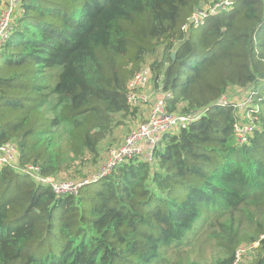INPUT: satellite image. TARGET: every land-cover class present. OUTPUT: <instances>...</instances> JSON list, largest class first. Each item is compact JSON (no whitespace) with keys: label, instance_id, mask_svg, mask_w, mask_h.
<instances>
[{"label":"trees","instance_id":"16d2710c","mask_svg":"<svg viewBox=\"0 0 264 264\" xmlns=\"http://www.w3.org/2000/svg\"><path fill=\"white\" fill-rule=\"evenodd\" d=\"M202 2L21 0L0 49V144L19 166L55 179L96 167L136 116L127 83L149 54L165 110L206 113L164 134L153 162H123L74 195L1 168L0 264H172L209 246L207 264H232L254 242L249 264H264V0H232L182 31ZM229 88L258 108L243 144L232 108L214 104Z\"/></svg>","mask_w":264,"mask_h":264},{"label":"built area","instance_id":"2783aa9c","mask_svg":"<svg viewBox=\"0 0 264 264\" xmlns=\"http://www.w3.org/2000/svg\"><path fill=\"white\" fill-rule=\"evenodd\" d=\"M20 3L21 0H5V5L0 12V49L10 37ZM232 3V0H210L206 7L196 8L192 12L182 24L181 30L186 32L190 28H198L204 25L209 16L216 14L221 9L230 8ZM151 75L150 66L144 65L127 83V104L130 108L150 104L147 116L142 122L132 127L119 144L106 150L105 160L99 161L96 169L93 170L94 172L87 171L84 177L72 180H60L52 176H43L36 165L28 164L22 167L18 165L16 147L10 142L0 144V169L10 166L27 173L36 182L50 186L52 191L60 196L77 194L81 187L108 175L123 162L134 159L148 163L153 162L154 153L164 134L187 128L191 123L205 115L206 111L202 108L189 114L167 112L165 110V99L170 94L162 91L161 83L158 82L156 85L159 93L158 98L152 96V91L146 90ZM229 89L216 99L214 104L232 108L234 138L238 144H243L254 133L258 121V108L254 103V93L251 90L236 88L239 90V94L235 95L231 94ZM241 246H246L253 251L257 246V242ZM241 246L235 251V259L232 264H245L244 259H242L244 248Z\"/></svg>","mask_w":264,"mask_h":264},{"label":"rangeland","instance_id":"374dc122","mask_svg":"<svg viewBox=\"0 0 264 264\" xmlns=\"http://www.w3.org/2000/svg\"><path fill=\"white\" fill-rule=\"evenodd\" d=\"M209 2H210V0H203L200 7L201 8L206 7L209 4ZM4 5H5V0H0V12L3 9ZM155 57H156V55L155 56H152L151 54L147 55L146 59H145V66L146 65L150 66V64L153 62ZM146 90L152 91L153 92L152 96L154 98L159 97V93L157 91L156 84H154V82H153L152 75H151V78H150L148 84L146 85ZM144 91H145V89H144ZM229 91L231 92V94H235V95L239 94V90H237L236 88L229 89ZM133 108H137L136 116L135 117H127L125 119L124 125L120 126L119 128H117L115 130L114 136L111 139L106 140L104 143H102L99 161L105 160L106 150L108 149L107 145H111L110 147H112V146L114 147L117 144H119L123 140V138L126 136L127 132L132 127H134L136 124L142 122L145 119V117L147 116L148 111L150 109V104L139 105V106L133 107ZM95 169H96V167L92 166L89 168V171H93ZM60 180H72V179L67 178V179H60ZM241 247L244 248V252L242 253V259H244L245 264H249V262L252 258V255H253V251L251 249H248L246 246H241ZM215 252L216 251L212 246L205 247V248L202 247L199 249L198 252H190L188 254L186 253V254H183L182 256H178L179 258H181L182 262L181 263H172V264H207L214 258ZM174 260L176 261L177 259H174Z\"/></svg>","mask_w":264,"mask_h":264},{"label":"water","instance_id":"95a60500","mask_svg":"<svg viewBox=\"0 0 264 264\" xmlns=\"http://www.w3.org/2000/svg\"><path fill=\"white\" fill-rule=\"evenodd\" d=\"M174 55H175V53L173 52V53H172V57H174Z\"/></svg>","mask_w":264,"mask_h":264}]
</instances>
